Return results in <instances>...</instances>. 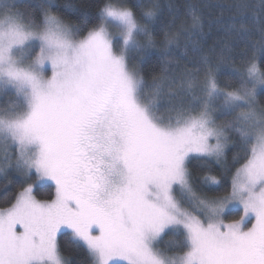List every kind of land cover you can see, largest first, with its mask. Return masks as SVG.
<instances>
[{"label": "snow or ice", "instance_id": "6c2138e0", "mask_svg": "<svg viewBox=\"0 0 264 264\" xmlns=\"http://www.w3.org/2000/svg\"><path fill=\"white\" fill-rule=\"evenodd\" d=\"M17 4L0 0V176L24 186L0 208V264H70L58 236L90 264H264V0L218 5L207 51L194 3L177 32L161 0ZM164 27L161 56L183 35L195 65L149 82Z\"/></svg>", "mask_w": 264, "mask_h": 264}, {"label": "trees", "instance_id": "16d2710c", "mask_svg": "<svg viewBox=\"0 0 264 264\" xmlns=\"http://www.w3.org/2000/svg\"><path fill=\"white\" fill-rule=\"evenodd\" d=\"M58 4H74L79 7H84L88 5H95L98 0H56ZM234 0H161V3H172L177 6L179 10V14L175 19V23L172 31L177 32L180 29V25L183 23L187 26L190 21L185 16V5L188 3H194L198 5L203 12L205 24H204V32L205 36L202 38V45L207 51L209 48H215L219 50L222 46L224 33L219 29V26L216 24H212L209 27L208 20L214 19L219 16L221 13V8L218 5L221 4H231ZM253 2H258V0H253ZM39 3V0H18L17 6L21 10H31L34 6ZM92 11H95V8H92ZM224 18L227 19L229 15V10L224 9ZM65 17L68 20H75L76 17L70 13H65ZM172 17L165 16V25ZM167 28L164 27L161 30L154 33L155 37V48L153 50V54L149 55L145 58V62L141 65V69L143 75L146 80L151 82L154 76H161L165 73V70L169 76L176 75L180 76L184 73L185 69H191L195 65V58L190 50H188L187 55L184 54V37L180 36V46L173 47L168 56H161V52L167 47V44L164 40V31ZM235 56L237 61L240 59V48L235 50ZM261 102L264 103V97H260ZM222 122L221 120H218ZM235 139V137H233ZM235 152V149H231L227 152V162L230 164L232 161V156ZM197 161L193 160L190 167L194 172L201 171L197 167ZM213 169H215L214 174L219 175L221 169H217L215 165H212ZM234 172L235 169L233 168ZM36 177L33 176V180ZM227 179L230 181L231 176L228 175ZM31 183V181H29ZM23 183L19 176L14 172L10 171L6 177L0 176V208L10 207L12 203L15 202L17 194L22 190ZM55 188L54 186H49V184H42L34 186V195L39 200H49L54 198ZM239 212H231L226 217L227 220L238 219ZM168 239V237H165ZM61 249L63 254L67 256L70 260V264H90V261L87 256V252L81 249H73L66 245V237L59 236L58 237ZM164 245L161 244L160 247Z\"/></svg>", "mask_w": 264, "mask_h": 264}, {"label": "rangeland", "instance_id": "374dc122", "mask_svg": "<svg viewBox=\"0 0 264 264\" xmlns=\"http://www.w3.org/2000/svg\"><path fill=\"white\" fill-rule=\"evenodd\" d=\"M46 75L50 76V75H51V71L49 70V71L46 73ZM218 123H221V122L218 121ZM44 184H48V183L45 182ZM229 221H231V220H227V219H225V222H226V223L229 222ZM249 226H250V225H249ZM17 230H18V231H21L22 229H20L19 226H18ZM58 237H59V236H58Z\"/></svg>", "mask_w": 264, "mask_h": 264}]
</instances>
